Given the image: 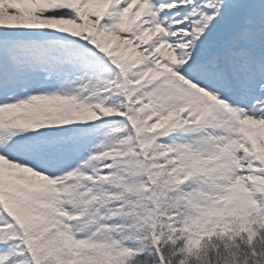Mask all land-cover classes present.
Wrapping results in <instances>:
<instances>
[{
    "label": "snow or ice",
    "instance_id": "obj_1",
    "mask_svg": "<svg viewBox=\"0 0 264 264\" xmlns=\"http://www.w3.org/2000/svg\"><path fill=\"white\" fill-rule=\"evenodd\" d=\"M0 264H264V0H0Z\"/></svg>",
    "mask_w": 264,
    "mask_h": 264
}]
</instances>
